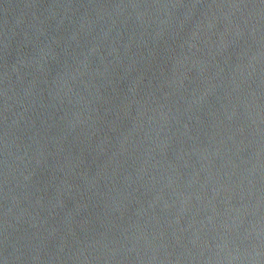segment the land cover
Returning a JSON list of instances; mask_svg holds the SVG:
<instances>
[{
    "label": "water",
    "instance_id": "obj_1",
    "mask_svg": "<svg viewBox=\"0 0 264 264\" xmlns=\"http://www.w3.org/2000/svg\"><path fill=\"white\" fill-rule=\"evenodd\" d=\"M0 264H264V0H0Z\"/></svg>",
    "mask_w": 264,
    "mask_h": 264
}]
</instances>
